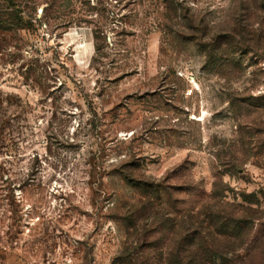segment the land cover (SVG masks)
Wrapping results in <instances>:
<instances>
[{
	"label": "rangeland",
	"instance_id": "1",
	"mask_svg": "<svg viewBox=\"0 0 264 264\" xmlns=\"http://www.w3.org/2000/svg\"><path fill=\"white\" fill-rule=\"evenodd\" d=\"M18 1L0 264H264V0Z\"/></svg>",
	"mask_w": 264,
	"mask_h": 264
},
{
	"label": "trees",
	"instance_id": "2",
	"mask_svg": "<svg viewBox=\"0 0 264 264\" xmlns=\"http://www.w3.org/2000/svg\"><path fill=\"white\" fill-rule=\"evenodd\" d=\"M6 5H0V30H17L27 29L30 23V17L21 1L18 0H2ZM50 5L55 4L56 0H49ZM49 7V6H48ZM47 10V8L45 9Z\"/></svg>",
	"mask_w": 264,
	"mask_h": 264
}]
</instances>
